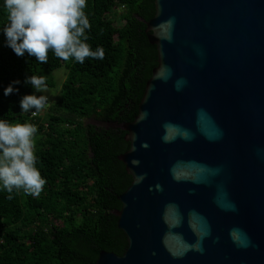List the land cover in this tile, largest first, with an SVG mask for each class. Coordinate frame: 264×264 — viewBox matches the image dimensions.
Masks as SVG:
<instances>
[{"label":"water","instance_id":"obj_1","mask_svg":"<svg viewBox=\"0 0 264 264\" xmlns=\"http://www.w3.org/2000/svg\"><path fill=\"white\" fill-rule=\"evenodd\" d=\"M153 1L144 31L157 65L134 119L119 125L129 147L117 159L131 182L113 213L127 245L92 264H264V0ZM169 123L192 138L165 142ZM201 217L211 228L203 253L174 258L173 238L194 243ZM234 228L250 246L234 243Z\"/></svg>","mask_w":264,"mask_h":264},{"label":"trees","instance_id":"obj_2","mask_svg":"<svg viewBox=\"0 0 264 264\" xmlns=\"http://www.w3.org/2000/svg\"><path fill=\"white\" fill-rule=\"evenodd\" d=\"M114 9L123 24L107 15ZM92 23L89 43L105 49L104 60L84 64L64 62L49 53L41 65L35 58H18L0 35V117L39 127L37 167L47 178L40 197L22 191L8 200L0 192V264H92L99 251L122 255L126 238L113 213L117 195L131 177L117 156L129 147L119 125L137 114L145 83L157 65L156 48L149 44L145 21L154 14L153 0H88ZM0 11V26L5 22ZM61 66L67 70L61 95L46 110V118L20 112L19 95L5 97L3 89L25 75H45ZM94 118L113 127L84 123Z\"/></svg>","mask_w":264,"mask_h":264},{"label":"clouds","instance_id":"obj_3","mask_svg":"<svg viewBox=\"0 0 264 264\" xmlns=\"http://www.w3.org/2000/svg\"><path fill=\"white\" fill-rule=\"evenodd\" d=\"M88 0H0V11L5 16V22L0 26V35L4 37V46L10 48L18 58H35L41 65L49 62V53L64 62L74 61L84 64L86 59L104 60L105 49L97 46L93 49L88 42L92 23L86 13ZM175 18L168 21L172 25ZM170 74V70H169ZM186 83L183 79L177 81L176 89L180 91ZM29 87L31 91L20 96V112L35 116L47 109L50 103L49 86L45 75H25L23 80L15 79L3 89L5 97L19 95L20 87ZM147 111L140 115V121L147 119ZM165 142H171L177 136L191 139L188 131L172 124H165ZM39 127L29 121L23 123L0 117V192H7V199L12 200L15 194L23 192L27 196L40 197L48 181L37 167V139ZM133 141L136 139L133 136ZM149 147L147 143L142 145ZM135 151V148H132ZM139 160L132 164L138 166ZM212 175L218 170H209ZM145 177L136 176L140 183ZM176 179H179L177 176ZM218 206L224 210L236 211L235 204L224 203L223 198L217 199ZM195 215V213H193ZM179 218L172 222V227H178ZM230 235L239 247L251 244L248 236L239 228L231 230ZM211 236V228L206 220L200 218L196 228L194 243L184 242L181 236H176V246L171 249L174 258H179L190 250L203 253V241ZM217 241L219 238H216Z\"/></svg>","mask_w":264,"mask_h":264},{"label":"rangeland","instance_id":"obj_4","mask_svg":"<svg viewBox=\"0 0 264 264\" xmlns=\"http://www.w3.org/2000/svg\"><path fill=\"white\" fill-rule=\"evenodd\" d=\"M121 14H122V12L119 9H114L113 11L109 12V14L107 16L109 18H113V24L121 25V24H123V19H122ZM66 74H67V70L65 69L64 66L56 68L49 73V75L52 77L53 83H54L53 86H49V92H48V95L50 96L49 105L53 104L60 97V95H61V84L64 81ZM46 110L37 114V116L40 118V120H44L46 118V115H47ZM83 122L94 124L98 127H113V126H115L114 123H103V122H100L94 118H85V119H83Z\"/></svg>","mask_w":264,"mask_h":264},{"label":"built area","instance_id":"obj_5","mask_svg":"<svg viewBox=\"0 0 264 264\" xmlns=\"http://www.w3.org/2000/svg\"><path fill=\"white\" fill-rule=\"evenodd\" d=\"M26 114L28 115L29 118H33V117L37 116V115L33 116L30 113H26Z\"/></svg>","mask_w":264,"mask_h":264}]
</instances>
